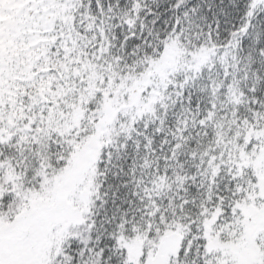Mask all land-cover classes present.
I'll use <instances>...</instances> for the list:
<instances>
[{
	"label": "snow or ice",
	"instance_id": "1",
	"mask_svg": "<svg viewBox=\"0 0 264 264\" xmlns=\"http://www.w3.org/2000/svg\"><path fill=\"white\" fill-rule=\"evenodd\" d=\"M0 264H264V0H0Z\"/></svg>",
	"mask_w": 264,
	"mask_h": 264
}]
</instances>
